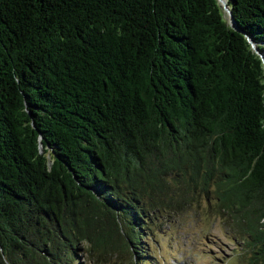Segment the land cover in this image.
<instances>
[{"label":"trees","instance_id":"trees-1","mask_svg":"<svg viewBox=\"0 0 264 264\" xmlns=\"http://www.w3.org/2000/svg\"><path fill=\"white\" fill-rule=\"evenodd\" d=\"M226 2L0 0V264H137L196 189L264 264V0Z\"/></svg>","mask_w":264,"mask_h":264},{"label":"rangeland","instance_id":"rangeland-1","mask_svg":"<svg viewBox=\"0 0 264 264\" xmlns=\"http://www.w3.org/2000/svg\"><path fill=\"white\" fill-rule=\"evenodd\" d=\"M174 187V186H173ZM193 193V191H192ZM200 189L183 208L163 211L143 227L137 264H250V251L240 236L216 213ZM72 264H135L131 251L101 260L79 242Z\"/></svg>","mask_w":264,"mask_h":264},{"label":"water","instance_id":"water-1","mask_svg":"<svg viewBox=\"0 0 264 264\" xmlns=\"http://www.w3.org/2000/svg\"><path fill=\"white\" fill-rule=\"evenodd\" d=\"M219 1H220V3L222 4L224 10L228 13V15H229V20H230L232 26L235 27V22H234V19H233V16H232L231 10L229 9V7H228V5H227L226 0H219ZM252 45H253V44H252ZM253 46H254V45H253Z\"/></svg>","mask_w":264,"mask_h":264}]
</instances>
